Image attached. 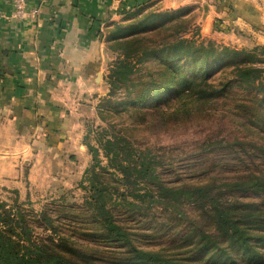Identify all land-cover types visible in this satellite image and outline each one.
Returning a JSON list of instances; mask_svg holds the SVG:
<instances>
[{
    "label": "trees",
    "instance_id": "16d2710c",
    "mask_svg": "<svg viewBox=\"0 0 264 264\" xmlns=\"http://www.w3.org/2000/svg\"><path fill=\"white\" fill-rule=\"evenodd\" d=\"M175 13L148 12L149 16L140 18L136 25H117V30L111 32L116 46L110 49L118 53L110 67L111 93L120 85L126 86L129 104L136 107L151 106L160 100L153 107L155 113L136 112L145 117L159 116L161 122L202 116L210 105L234 106L229 117L238 121L239 113L242 115L239 124L246 140L236 135L206 142L213 151H226L225 158L213 161L210 170L191 174L184 169L182 172L188 175L173 180L164 179V174L176 172L179 176L180 170H160L159 162L148 150L132 142L129 147L124 145L128 142L123 137L107 140L104 149L121 174H114L121 184L107 186L96 172V164L88 170L93 188L85 206L91 211L92 224L81 234L85 239L59 233L56 218L48 211H42L36 220L29 218L18 203L11 207L0 201V264H264V201L254 200L264 197V125L259 124L264 119L260 118L263 114L259 108L264 106V68L254 65L262 61L256 50L264 53V46L251 51L226 46L220 49L214 42L206 45L180 38L177 31L174 35L179 38L169 39L170 34L161 39L160 32L168 31L170 26L151 33L143 29L150 18L173 19ZM130 28L136 31L134 36L118 41V32L125 33ZM142 57L160 60V69L149 80L136 82L138 70L133 59L141 61ZM177 64H183L192 74L178 72L173 68ZM236 85L244 87L245 93L230 94ZM170 92L174 93L172 98ZM191 102L194 106H190ZM253 106H257V120L251 119ZM170 108L173 111L167 113ZM88 146L96 158L98 150ZM123 185L124 190L119 188ZM226 188L240 196L236 195L234 201L226 199ZM153 202H163L172 210L187 204L195 212V217L186 219L179 231L180 224L162 226L166 227L161 230L171 243L169 247L150 246L147 235L132 232L130 224L140 223L143 207L151 210ZM117 206L125 213L116 211ZM36 223L46 225L52 234L37 236ZM176 233L180 234L175 236Z\"/></svg>",
    "mask_w": 264,
    "mask_h": 264
},
{
    "label": "rangeland",
    "instance_id": "374dc122",
    "mask_svg": "<svg viewBox=\"0 0 264 264\" xmlns=\"http://www.w3.org/2000/svg\"><path fill=\"white\" fill-rule=\"evenodd\" d=\"M152 10L148 12H173V10ZM203 10L199 6L176 9L173 19L169 16L152 17L153 19L150 18L147 26L143 29H149L147 31L151 33L170 26L168 31L160 32L161 39L171 34L172 37L169 39H176L179 36L180 38H188L195 40L196 43H204L206 45L214 42L220 49L226 46L231 49L251 51L256 47L264 46V29L261 32L255 31L259 37L241 30L226 32L222 29L218 16L214 19L215 24L213 27L204 29L205 25L199 23L203 17ZM148 12L143 14L131 13L121 17H114V19L112 17L100 19L96 23L94 33L99 40L104 42L101 50L100 76L96 80L99 83V89L96 92L86 94L72 92L69 96V103L72 106L71 110L79 118L76 135L73 138L66 136L60 144L57 143L51 148L42 144L39 145L37 150L44 152L49 158L34 157L35 163L38 164V171H35L32 176L29 175L33 184L31 183L28 186L32 188V190H29L28 199L24 197L25 189H23L24 194L21 197L14 191H9L5 188L0 190V201L6 202L11 207L18 203L26 211L29 218L36 220L39 219L38 216L42 211H48L51 216L56 218L57 225L60 228L59 233L67 234L72 239L82 240L85 238L81 234L88 230L92 224L91 211L85 206V199L91 196L93 188L92 177L88 170L92 168V165L96 164V172L100 173L101 180L106 181L107 186L118 187L121 184L120 181H117L118 179L116 180V176H121V174L117 172L115 164L111 162V156H107L104 149L107 140L113 141L115 138L123 137L124 139H122L128 142V144L123 143L124 145L129 147L132 142L137 148L148 150L151 156H155L156 162L160 164V170L164 171L166 167L180 170L181 175L179 176L176 172L164 174L163 178L166 180H173L176 177L182 178L183 174V177H186L188 174L182 172L184 169H187L191 174L199 172L201 169L202 171L210 170L213 161L220 162L222 158H225L226 151L222 149L213 151L206 146V142L236 135L246 140L239 124L242 121V115L239 113L240 118L238 121H234L235 118L231 120L229 117V110L234 106L210 105L205 107L204 115L202 114V116L181 122H161L159 116L151 115L155 113L153 112L155 109L153 107L160 100L151 104V106L136 107L134 104H129L131 97L127 96L126 86L120 85L114 94L111 93L110 67L118 57V53L110 49L112 45L116 46V43H113L115 41L112 39L113 34L111 32L117 30V25H136L141 20L140 18L149 16ZM176 31L178 36L174 35ZM135 32L133 28H130L125 33L118 32L117 35L120 37L117 40H128L134 36ZM256 53L257 57L262 61H257L254 65L264 68V53H261L260 50H256ZM133 63L135 70H138L134 75L136 82L149 80L152 74L160 69L158 68L160 60H148L147 57H142L141 61L135 58ZM182 65L177 64L173 68L178 72H187L191 75L192 72L190 73ZM172 89L173 87L170 90ZM229 93H233L235 96L244 94V87L236 85ZM135 95L133 94V97ZM173 95L174 93L170 92L169 98H172ZM192 104L191 102L190 106H194ZM173 106H179V104H173ZM253 107L254 109H251L253 112L251 119L257 120V106ZM259 108L263 114L260 118H264V106H259ZM137 110L141 113H151V116L145 117L137 113ZM172 111L173 108H170L167 113ZM262 120L263 122L259 124L264 125V119ZM88 145L98 150L96 158H94ZM78 149L80 151L76 152L75 150ZM202 162L205 163V167L201 166ZM43 165L47 169V174L44 175L41 174L44 170ZM20 166L25 172L27 168L22 163H20ZM119 188L124 190V185ZM112 192L116 194L114 188ZM236 195L240 196V194H234L229 188L223 191V196L228 200H236ZM129 199H131L130 196ZM254 200L262 202L264 197H255ZM113 201H116L115 196ZM153 203V205L151 204V207H153L151 210L145 208L146 205L143 207L144 218L140 223L130 224L132 232L138 236L140 234L143 236L147 235L145 238L150 242V246L160 244V247H169L171 243L166 237L165 231L161 230L166 227L163 228L162 226H177V224H180L178 226L179 231L186 219L195 217V212L187 204L180 206L179 209L172 210L173 207H167L163 202ZM115 208L120 214L125 213L121 206ZM177 213L184 214L185 218L181 219ZM35 226L36 235L39 237H46L52 234V231L47 229L46 225L39 226L36 223ZM183 230L184 228L181 232ZM177 234L180 233H176L175 236Z\"/></svg>",
    "mask_w": 264,
    "mask_h": 264
},
{
    "label": "crops",
    "instance_id": "0c3cea01",
    "mask_svg": "<svg viewBox=\"0 0 264 264\" xmlns=\"http://www.w3.org/2000/svg\"><path fill=\"white\" fill-rule=\"evenodd\" d=\"M31 5L37 15L19 20L11 0H0V190L22 197L25 189L26 199L33 184L29 175L38 171L34 157L49 158L39 145L51 148L76 135L79 118L69 96L99 89L104 42L94 31L100 19L199 6L204 29L217 16L226 32L259 37L255 31L264 29V0H32Z\"/></svg>",
    "mask_w": 264,
    "mask_h": 264
},
{
    "label": "built area",
    "instance_id": "2783aa9c",
    "mask_svg": "<svg viewBox=\"0 0 264 264\" xmlns=\"http://www.w3.org/2000/svg\"><path fill=\"white\" fill-rule=\"evenodd\" d=\"M32 0H11L13 7V17L15 19H24L30 16H35L38 13V8L31 5Z\"/></svg>",
    "mask_w": 264,
    "mask_h": 264
}]
</instances>
